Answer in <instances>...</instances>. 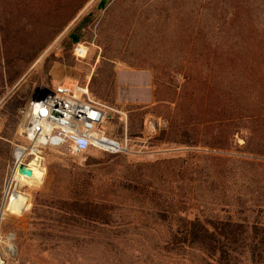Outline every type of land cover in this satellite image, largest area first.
Instances as JSON below:
<instances>
[{
	"label": "rangeland",
	"instance_id": "rangeland-1",
	"mask_svg": "<svg viewBox=\"0 0 264 264\" xmlns=\"http://www.w3.org/2000/svg\"><path fill=\"white\" fill-rule=\"evenodd\" d=\"M7 1L14 17L22 22L44 20L17 6L18 0ZM99 1L86 0L19 81L7 85L0 75V208L14 171L15 150L25 145L21 136L24 112L53 84L88 85L94 99L113 110L105 131L119 151L91 150L79 157L66 148L43 150V181L23 188L26 208L7 212L0 223L2 260L4 264H198L201 257L192 250L164 249L169 237L165 226L150 222L140 226L133 214L119 220L127 225L108 234L112 236L110 245L101 244L106 234L101 226L68 217L70 176L82 174L103 189L121 175L117 169H105L106 164L152 162L184 157L192 151L156 142L164 124L163 110L146 114V109H139L154 101L150 66L175 67L179 58L174 36H259L264 28V0H108L105 9L97 11ZM80 2L63 0V5L75 7ZM71 34L77 36L76 44ZM79 46L86 49L84 58L77 52ZM176 86L177 90L184 88L180 77ZM13 109L17 115L9 114ZM237 142L243 144L241 139ZM229 154L251 158L242 150ZM8 246L9 255L5 252Z\"/></svg>",
	"mask_w": 264,
	"mask_h": 264
},
{
	"label": "trees",
	"instance_id": "trees-1",
	"mask_svg": "<svg viewBox=\"0 0 264 264\" xmlns=\"http://www.w3.org/2000/svg\"><path fill=\"white\" fill-rule=\"evenodd\" d=\"M18 1L44 20L22 22L10 1L0 0V75L7 85L25 75L86 2ZM174 43L178 62L172 70L150 66L154 101L139 109L163 110L156 142L193 150L106 164L121 175L103 189L74 173L68 217L101 226L104 246L111 244V230L127 225L119 220L133 214L140 226H165L164 249L192 250L198 264H264V28L259 36H174ZM179 77L184 88L177 90ZM233 150L251 158L230 155Z\"/></svg>",
	"mask_w": 264,
	"mask_h": 264
},
{
	"label": "built area",
	"instance_id": "built-area-1",
	"mask_svg": "<svg viewBox=\"0 0 264 264\" xmlns=\"http://www.w3.org/2000/svg\"><path fill=\"white\" fill-rule=\"evenodd\" d=\"M113 111L95 100L88 85L61 81L46 88L32 100L24 112L21 136L25 145L20 164L29 165L45 149L66 148L72 155L83 157L91 150L112 152L107 142L105 123ZM119 151V147L116 149ZM14 168L17 159L14 154Z\"/></svg>",
	"mask_w": 264,
	"mask_h": 264
},
{
	"label": "bare ground",
	"instance_id": "bare-ground-1",
	"mask_svg": "<svg viewBox=\"0 0 264 264\" xmlns=\"http://www.w3.org/2000/svg\"><path fill=\"white\" fill-rule=\"evenodd\" d=\"M79 47L81 48H79L77 52L81 58H84L86 56V49L82 46ZM37 98L38 97H36L35 99ZM106 140L107 142H105L104 144L105 148L116 150L119 147V145L113 140H110L109 138H106ZM23 155H24V151L22 149H19L15 153L17 164L14 168V171L6 188L4 197L2 199L1 208H0V223L7 212H12V213L21 212L26 208V200L21 195L23 188L40 184L44 179L45 172L42 164L40 163V159L39 158L33 159L29 165L20 164L19 162L23 157ZM20 165H23L24 167L28 168L31 171L30 177H25L23 175L18 174V168ZM13 187L14 189L12 190ZM7 240L10 241V238H8ZM11 251H12L11 246H8V248L5 249V252L8 255ZM0 264H4V261L2 260L1 249H0Z\"/></svg>",
	"mask_w": 264,
	"mask_h": 264
},
{
	"label": "water",
	"instance_id": "water-1",
	"mask_svg": "<svg viewBox=\"0 0 264 264\" xmlns=\"http://www.w3.org/2000/svg\"><path fill=\"white\" fill-rule=\"evenodd\" d=\"M107 3H108V0H100L96 7L97 11L104 10ZM70 39L72 40L74 44L78 42V38L74 34L70 35ZM18 174L23 175L25 177H30L31 171L28 168L24 167L23 165H20L18 168ZM9 238L12 239V236H10Z\"/></svg>",
	"mask_w": 264,
	"mask_h": 264
},
{
	"label": "crops",
	"instance_id": "crops-1",
	"mask_svg": "<svg viewBox=\"0 0 264 264\" xmlns=\"http://www.w3.org/2000/svg\"><path fill=\"white\" fill-rule=\"evenodd\" d=\"M132 74H134V73H132Z\"/></svg>",
	"mask_w": 264,
	"mask_h": 264
}]
</instances>
